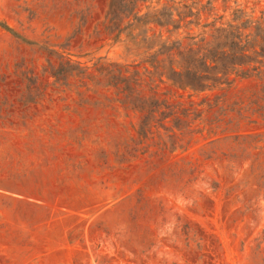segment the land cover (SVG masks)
Masks as SVG:
<instances>
[{
  "label": "rangeland",
  "instance_id": "obj_1",
  "mask_svg": "<svg viewBox=\"0 0 264 264\" xmlns=\"http://www.w3.org/2000/svg\"><path fill=\"white\" fill-rule=\"evenodd\" d=\"M246 20L264 0H0V264H264V53L173 73Z\"/></svg>",
  "mask_w": 264,
  "mask_h": 264
},
{
  "label": "trees",
  "instance_id": "obj_2",
  "mask_svg": "<svg viewBox=\"0 0 264 264\" xmlns=\"http://www.w3.org/2000/svg\"><path fill=\"white\" fill-rule=\"evenodd\" d=\"M128 0H126V3ZM130 4V2H129ZM120 25H117L119 27ZM216 44L213 47V51L207 50V54H199L198 49L202 50V47L207 43L202 44L204 37L195 40L196 44H193L190 48L193 52H198L190 66L184 67L182 71L173 70L176 76L181 77L183 74L191 81L196 83L201 80H215L221 79V77L227 76V74H221V71H227V69L241 67L245 64H250L253 58L261 53H264V49L260 46L257 50L254 41H259L264 38V25L260 21L246 20L241 22L239 26L228 25L227 27H220L217 30ZM195 39V37H192ZM259 39V40H258ZM202 45H201V44ZM195 45V46H194ZM206 51V50H204ZM193 63H199L196 66ZM231 65V66H228ZM199 69H202L200 72ZM104 71L103 68L96 69V71ZM220 70L216 74H212L214 71ZM111 75V79L115 82L109 83V85L115 89V98L113 102H117L121 107L127 108V100L125 96L133 99V82L137 81V72L132 74L127 69L123 70L122 67H118L111 72H107ZM50 75L56 82H60L62 85L71 86L74 80L76 89L86 90L94 79V75L87 73V69H84L77 65H73L71 61L61 63L58 67H54L50 70ZM86 88V89H85ZM83 91H80L82 93Z\"/></svg>",
  "mask_w": 264,
  "mask_h": 264
}]
</instances>
